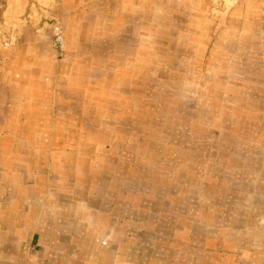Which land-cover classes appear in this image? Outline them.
Segmentation results:
<instances>
[{"label":"crops","instance_id":"crops-1","mask_svg":"<svg viewBox=\"0 0 264 264\" xmlns=\"http://www.w3.org/2000/svg\"><path fill=\"white\" fill-rule=\"evenodd\" d=\"M224 2L220 19L215 0H7L0 264H264V136L250 137L264 109L248 112L252 129L233 125L240 120L167 129L172 142L156 147L160 159L139 158L137 116L123 100L122 86L140 77L137 49H156L157 37L172 49L177 33L192 40L181 25L188 15L226 23L238 41L258 35L264 0ZM59 25L60 63L49 41ZM91 116L105 134L130 133L121 158L83 140L77 127Z\"/></svg>","mask_w":264,"mask_h":264},{"label":"rangeland","instance_id":"rangeland-1","mask_svg":"<svg viewBox=\"0 0 264 264\" xmlns=\"http://www.w3.org/2000/svg\"><path fill=\"white\" fill-rule=\"evenodd\" d=\"M215 1L218 3L219 11H222L219 17L223 19L225 2L224 0ZM6 5L7 0H0V45L7 40L2 36L4 30L2 12ZM178 11L186 14L181 8ZM258 16V35L252 39L243 40L245 45L249 46L247 49L243 48L242 39L238 41L239 38H233L229 32L226 33V23L223 25L216 18H211V21L204 23L190 15L181 22V25L183 30L192 36V40L177 33L171 39L172 49H169V45L162 37H157L156 49H137L138 53L134 57H138L135 62L141 64L140 77L133 81L131 86L122 87L125 90L123 100L124 97L128 98L126 102L130 105L133 115L137 116L134 120L138 123L139 140L135 143L138 145L139 158L153 153V157L160 159L162 155L158 156V153H155L156 147L167 140L172 142V132L167 135V129L173 131L177 126L222 127V125H232L234 120H240L241 122L233 125L243 126L245 121L249 126L247 128L252 129L251 125L255 124V118L249 117L248 112L255 114V111L258 113L259 109H264V101L261 103L260 97L257 96L264 93L262 90L264 87V7L259 8ZM41 18L42 21L47 19L43 14ZM196 25H205L207 30L195 31ZM57 27L63 33L61 25ZM54 33L49 37V41L60 63L66 56L64 37L63 47L58 49L53 43ZM196 33H198L197 39L194 38ZM250 49H252L251 57L247 52ZM260 60L263 63H259ZM2 61L1 56L0 66ZM244 92H247L248 96ZM251 95H256L254 97L256 101L247 100ZM92 106L99 108V103L96 102ZM111 109L116 110V106ZM117 110L120 111L119 108ZM229 115L232 117L230 122H228ZM98 122L99 119L92 116L85 118V124L81 122V127L77 128L86 130L83 140L97 144L103 142L101 147L110 149L109 154L113 158H121L119 155L122 153V144L123 146L126 144L128 137L131 136L130 133L128 131L121 133V127L118 134L113 135L109 132L105 134L100 131ZM259 125L261 126L255 129L256 133L250 135L251 139L264 136V120ZM115 141H119L121 145L119 151L111 147V142ZM124 151L130 159L134 158L132 161L136 162L137 157L132 155L134 151L132 148ZM94 152L91 156L98 164L100 154ZM131 164L130 161V166Z\"/></svg>","mask_w":264,"mask_h":264},{"label":"built area","instance_id":"built-area-1","mask_svg":"<svg viewBox=\"0 0 264 264\" xmlns=\"http://www.w3.org/2000/svg\"><path fill=\"white\" fill-rule=\"evenodd\" d=\"M53 43H54L56 48L62 49V47H63V35H62V31L60 29H57L55 31ZM0 62H1V56H0Z\"/></svg>","mask_w":264,"mask_h":264}]
</instances>
